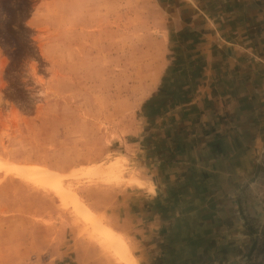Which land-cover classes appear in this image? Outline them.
Returning <instances> with one entry per match:
<instances>
[{
    "label": "rangeland",
    "instance_id": "obj_1",
    "mask_svg": "<svg viewBox=\"0 0 264 264\" xmlns=\"http://www.w3.org/2000/svg\"><path fill=\"white\" fill-rule=\"evenodd\" d=\"M198 25L252 46L236 63L227 45L221 73L264 76V0H0V264H73L77 250L90 264H128L124 244L137 262L148 256L143 264H264V143L252 177L234 191L223 182L224 194H213L215 174L186 168L176 180L155 162L180 154L160 147L178 130L156 118L176 102L169 80L182 83L197 52L186 42L198 36L185 26ZM12 164L45 171L69 194ZM156 181L172 194L157 200V217L135 222L133 207L149 212L143 192L158 194ZM118 220L151 241L128 242L112 228Z\"/></svg>",
    "mask_w": 264,
    "mask_h": 264
},
{
    "label": "crops",
    "instance_id": "obj_2",
    "mask_svg": "<svg viewBox=\"0 0 264 264\" xmlns=\"http://www.w3.org/2000/svg\"><path fill=\"white\" fill-rule=\"evenodd\" d=\"M205 18L208 19L204 14L202 19L205 20ZM185 27L186 30L193 31L198 35L186 42V45L194 43V51L197 52L188 58L185 69L180 70L182 72L181 79L180 76H175L176 81L180 79L179 81L182 83L173 81V85L172 80H169L171 86L167 91H171L176 102L166 107L161 115L156 118V121H161L162 118L167 119L165 123L171 120L172 126L176 127V131H178L168 133L165 138H162L166 142L160 144L157 141L152 142V139H156V137L150 139L151 152L159 145L164 148L165 146L169 147L172 143L175 152L180 154H163L157 157V160L150 157L147 160L150 165L147 166L151 169V160L170 164L171 167L166 165L164 171L174 173L173 176L176 180L183 178L182 174L186 168L203 174V178L206 177L207 174L205 173L207 172L215 174V178L219 182H215L214 186L217 190H214L213 194H224L223 189L218 190L220 189L218 187L224 186L223 182L234 191L243 181L252 177L254 148L264 143V76H258L253 72L234 75L233 72L221 73L222 69L220 68L224 61L218 60L217 57L222 55V51L231 49L227 45H232L233 50L239 52L235 56L236 63L241 55L253 54L252 46L248 44L241 46V39H224L222 37L223 32H219L220 26L218 29L215 26L207 28L201 25ZM210 36L220 43L211 44ZM226 61L228 62L230 59H226ZM256 62L264 65L263 59L259 58V61ZM170 65L172 68L179 67L178 56H174ZM183 83L188 85L193 83V85L190 88L187 86L185 90ZM181 86L183 87L181 88ZM187 132L192 134L189 135ZM203 150L206 151L205 154L201 153ZM176 173L180 177H175ZM145 174L144 176L146 178L148 176L152 183L154 174L151 171L149 175H147L148 173ZM170 175L172 176V174ZM164 177L166 176L164 175ZM201 181L204 183V180ZM156 184L158 194L149 193L146 190L142 191L147 196L144 207H148L149 212L143 213L141 204H139L140 209L138 206L133 207L135 222H143V219L150 218L151 220V218L157 217L156 209H154L156 203L159 202L157 200L165 199L169 194H172L169 189L159 186L158 182ZM204 189H206L205 186L203 193L212 194L210 191H204ZM152 190L154 189L152 188ZM174 191L181 194L182 189L177 188ZM218 209L222 210L221 207ZM111 224L113 229L123 233L124 238L135 245L151 241L148 240L149 238L143 240L139 237L141 229L136 230L134 234L126 231L127 224L125 221L118 220V223L112 221ZM134 257L139 260L137 264H143L142 259H146L148 256L139 252L138 255L134 254ZM83 260L85 259L80 256L77 250V262L73 264H90L88 259Z\"/></svg>",
    "mask_w": 264,
    "mask_h": 264
},
{
    "label": "bare ground",
    "instance_id": "obj_3",
    "mask_svg": "<svg viewBox=\"0 0 264 264\" xmlns=\"http://www.w3.org/2000/svg\"><path fill=\"white\" fill-rule=\"evenodd\" d=\"M8 164V163H7ZM7 164H4V166L7 168ZM30 167V166H29ZM9 169H13L14 171H17L19 173H21L24 176H28L31 177L29 179H33L35 181L40 182L41 184L44 185H51L55 188V192H57L59 195L61 196H65L66 194H69V192L65 189H63L59 183V181H54L50 176V174H47L45 171L37 169L35 170V167L31 169L29 168H25V167H20L19 165H9L8 166ZM34 169V170H33ZM58 182V183H57ZM50 186V187H51ZM48 187V186H47ZM71 203L73 204V207L78 211L82 213L87 214L88 216L94 217L93 213L89 210H87V208H85V206L79 201V199H77L74 195H71ZM75 210V211H76ZM95 220V219H94ZM97 230H99L101 232L102 235H104L105 238H111L113 236H115V232L110 229L109 227L102 225L101 223L99 224V227H97ZM119 240H121V242L124 243L123 238H119ZM122 249H124L126 251V262L128 264H137V261L131 257V253L128 250L127 247H125V244L122 246Z\"/></svg>",
    "mask_w": 264,
    "mask_h": 264
},
{
    "label": "built area",
    "instance_id": "obj_4",
    "mask_svg": "<svg viewBox=\"0 0 264 264\" xmlns=\"http://www.w3.org/2000/svg\"><path fill=\"white\" fill-rule=\"evenodd\" d=\"M24 264H39V263H36V262H34V261H31V262H26V263H24Z\"/></svg>",
    "mask_w": 264,
    "mask_h": 264
}]
</instances>
